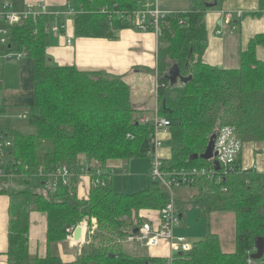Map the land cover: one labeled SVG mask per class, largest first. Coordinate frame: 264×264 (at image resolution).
Masks as SVG:
<instances>
[{
    "label": "trees",
    "instance_id": "obj_1",
    "mask_svg": "<svg viewBox=\"0 0 264 264\" xmlns=\"http://www.w3.org/2000/svg\"><path fill=\"white\" fill-rule=\"evenodd\" d=\"M210 4L208 0H191L187 11L171 12L160 22L157 114L172 122L165 143L172 152L171 159L165 161L170 172L210 167V161L191 158L205 153L218 128L235 129L243 144L236 171L221 183L197 178L190 185L195 190L190 206L199 209L203 217L232 213L236 249L224 252L220 237L209 233L189 252L176 253L173 264H255L251 255L256 252V239H264V172L244 169L243 155L250 145L255 156L264 157V62L257 56V48L264 46V34L250 40L237 69H218L205 63ZM70 8L75 12L78 37L109 40L117 39L122 30L134 29L132 20L140 11L135 0H73ZM263 14L264 0H259V11L252 15ZM48 26L49 17L42 16L9 28L7 55L25 53L34 61L35 100L23 110L27 113L24 121L36 129L31 134L22 132L20 122L4 118L6 110H0V131L13 142L6 172L16 175L0 179V195L21 199L9 208V264L163 263L159 257L127 254L123 244L143 225L147 214L159 213L167 206L170 193L165 186L149 179L147 190L125 195L115 192L112 179L100 176L106 186L92 185L82 197L78 177L70 186L59 182L54 187L50 180V174L63 165L78 175L82 155L103 168L109 161L145 158L154 149L156 133L154 123L140 121V113L131 103L130 87L121 76L49 65ZM174 64L182 76H192V80L171 88L164 76ZM91 174L93 181L98 179L95 170ZM3 182L8 187L4 188ZM176 201L178 210L185 212V206ZM34 211L48 218L49 250L44 258L29 253L30 214ZM83 224L88 231L79 257L66 262L53 254L54 247L70 239L68 229ZM260 262L264 264V257Z\"/></svg>",
    "mask_w": 264,
    "mask_h": 264
},
{
    "label": "crops",
    "instance_id": "obj_2",
    "mask_svg": "<svg viewBox=\"0 0 264 264\" xmlns=\"http://www.w3.org/2000/svg\"><path fill=\"white\" fill-rule=\"evenodd\" d=\"M135 1L140 11L161 9L167 12L181 13L187 11L191 5V0ZM208 2L211 4L216 2L217 5L210 8L207 12L208 49L204 54L203 60L205 63L218 69H237L240 67L241 52L248 47L250 40L257 34H264V14L261 17L252 15L259 11V0H208ZM6 4H10L12 11L15 12H26L40 4H45L48 10L52 12L66 11L71 6L70 0H0V12ZM238 12L243 13L242 18L238 17ZM229 13L232 14V17L229 16ZM245 14L252 15L253 17L247 19V17H244ZM70 18L73 17H49L50 27L65 25L64 31L59 35L49 34L50 46H55L54 54L57 58L58 66L76 67L80 71L90 73L106 72L111 75L121 76L130 87L131 103L134 109L139 111L140 117L149 120V114L153 112L157 116L159 37L153 31L143 33L135 29H127L120 31L115 40L81 38L76 35L74 21ZM0 29L9 30V26L0 20ZM69 41L71 42L69 43ZM8 44V41L5 45L0 43V110H6L7 115H4V118L7 117L13 121L20 122L24 120L18 119V116L24 113V110L22 111L23 107L32 105L35 100L34 61L27 56L20 61L15 57L8 56ZM257 56L258 59L264 62V46L257 48ZM18 127L21 130L23 125L19 124ZM158 136L167 143L170 139V131L164 132L161 130L158 132ZM158 156L163 161L170 160L172 156L171 148L167 145L164 146L158 150ZM96 164L99 169L100 165ZM125 165L126 162L124 161L114 160L109 161L105 168L102 166L101 168L104 172L111 174L113 180L116 169L120 167V170H125ZM80 166L82 169L79 172L81 175L80 180H78L79 194L87 196L92 186L90 172L92 169L96 170L97 168H94L92 164L87 166L82 165L81 162ZM243 167L244 169L255 168L261 173L264 172V157L262 155L255 156L254 146H246L243 155ZM15 182L11 181L10 184L16 188H22L17 186ZM16 199L21 200L20 198L12 199L7 194L0 195V264H9L7 255L9 208L11 203ZM181 213L183 221L175 228V231L178 230V232L181 231V226L186 221V211ZM141 217L143 216L141 215ZM203 218L207 219V216ZM224 218L220 219L221 227ZM94 221L93 224L95 226L96 221ZM30 223L29 253L32 257L44 258L47 256L49 250L47 245V215L43 212L34 211L30 214ZM82 226L83 232L80 241H75L74 237L70 236L68 241L60 243L53 248V254L59 255L66 262L75 261L81 254L86 242L88 226L85 224ZM208 228V234L215 233L220 237L223 249L222 229L217 230L210 224H208ZM142 246L140 252L145 248L146 250H150L148 251V255L141 256L157 257L155 256L157 255L155 254L156 250L160 249L159 256H161V247H165L166 245L163 243L160 247L153 249L146 245ZM235 247L234 236L232 237V244L230 243L229 249L226 252H234ZM166 248L168 250L167 257H169L171 252L168 247ZM91 264L96 263L92 262Z\"/></svg>",
    "mask_w": 264,
    "mask_h": 264
},
{
    "label": "built area",
    "instance_id": "obj_3",
    "mask_svg": "<svg viewBox=\"0 0 264 264\" xmlns=\"http://www.w3.org/2000/svg\"><path fill=\"white\" fill-rule=\"evenodd\" d=\"M12 6L10 4L4 5L2 11L0 12V20L4 21L9 28L15 25L22 24L24 21L29 19H37L42 16H54L59 17H68L75 14L74 10L69 8L66 11H49L45 4H40L35 8H31L26 12H15L12 11ZM167 12L161 9H155L151 11H138L135 13L132 23L134 29L139 32H149L153 31L157 37L162 34L160 22L168 14ZM179 14L180 12H176ZM229 16L232 17V14L229 13ZM238 17L242 18L243 13L238 12ZM185 20H181L180 24L184 25ZM65 29V25H55L54 27L47 28V32L50 34L59 35ZM9 33L6 29H0V43L5 45L7 43V38L9 39ZM71 41H69L70 43ZM15 57L18 61L26 57L25 53L15 54ZM0 83H1V71H0ZM26 116L20 114L19 119H25ZM142 123L151 122L147 118H140ZM155 137L152 140L153 151L148 155L153 157L151 163V173L149 175L150 179L154 183H160L165 186L170 193V201L166 207H164L158 213V216L155 220L144 222L143 225L138 228L139 232L135 234L132 232L131 235L126 239L127 243H140L146 245L147 247L153 249L160 247L165 243L166 247L169 248L171 254L169 258V264L174 263V255L178 252L187 253L191 250L192 247L188 245L187 239L184 237H178L177 239L174 236L175 228L178 227L183 221V215L178 210L176 204V198L173 193L175 187H180L183 185L190 186L192 185L197 178L205 177L209 180H214L218 183H221L222 179L226 176L234 173L237 168V161L241 152L243 151V144L239 140L236 131L233 127H220L216 130V141H215V151H219V155L215 157L210 162L212 165L210 167L204 168H192V169H181L179 171H167L165 169V161H163L158 156V150L165 146V141L158 136L159 131L168 132L172 126L170 119L166 117L156 116L155 119ZM13 145L11 137L4 132L0 131V179L6 177L14 178L16 175L14 172L10 171L7 173V166L10 162V158L7 156ZM214 161H217L219 164V169L216 168ZM91 171V170H90ZM96 174L98 179L92 180V174L90 172V177L92 180L93 186H106V181L100 179V176H105L107 179L111 180V174L104 172L102 168H97ZM80 178L81 175L74 174L70 169L63 165L56 169L53 173L50 174V180H53V186H57L60 182L64 186H70L73 178ZM80 180V179H79ZM95 222V221H94ZM83 227V226H82ZM75 227L68 229V233L71 237H74ZM177 240L178 246L177 250L174 248V241Z\"/></svg>",
    "mask_w": 264,
    "mask_h": 264
},
{
    "label": "rangeland",
    "instance_id": "obj_4",
    "mask_svg": "<svg viewBox=\"0 0 264 264\" xmlns=\"http://www.w3.org/2000/svg\"><path fill=\"white\" fill-rule=\"evenodd\" d=\"M70 3L72 6L73 0H70ZM68 9L69 7L67 8V10ZM244 17H247V19H249V18H252L253 16L249 14H245ZM70 19L73 20V18H70ZM263 24H264V19H263ZM10 32L11 31L9 29L8 30L9 35H10ZM7 41L10 43L11 38L9 39L7 38ZM56 47H59V46H56ZM54 49H55V46L53 45L48 47L47 49L48 61H49V65L58 66L59 64L56 61L57 58L54 54ZM23 112H24L23 115L26 116L27 113L25 111ZM149 116H150L149 120L152 123H154L156 119L154 112L150 113ZM20 124L23 125V128L21 129V131L27 134L36 132V129L33 126L29 125L27 121H24V120L20 121ZM7 157L10 158V160L12 159L10 156H7ZM152 160H153V157L148 155L145 158L134 159L130 161V163L126 162V165H125L126 172L124 169L120 170V167L117 168L113 176V188L115 192L119 194L132 195V194L147 190L150 186V180H149L150 178L148 175H150L151 173ZM80 162L82 163V165L87 166L89 164H92L94 168L98 167L95 162H92V163L89 162L84 155L81 156ZM2 186L4 188L8 187V183L3 182ZM173 193L176 199L186 208V215H185L186 221L183 224V226H181L182 229L180 232H178V230L175 231L174 233L175 238L177 239L178 237H184V238L186 237L185 239H187L188 245L192 247L195 243L206 238L209 232L208 224H210L211 226H214V228H216L217 230L222 229L221 236H222V240L224 241L223 250L226 252L229 249L230 243L232 244V237L235 236V217L234 215L232 213L214 212L213 214L210 215V217L207 216V219L206 218L204 219L203 216L200 215L201 212L199 209H196L190 206V202L192 201V198L195 193L194 189H192L190 186L183 185L180 187H175L173 189ZM82 197H85V196L82 195ZM15 201L18 202L19 199H16ZM146 214L147 213H145L144 216ZM157 216H158L157 212L156 213L152 212L149 215L147 214V217H146L147 219H145L144 222L153 221L155 220ZM222 218H224V221L221 227L220 219ZM212 232L214 231L212 230ZM177 246H178V242L177 240H175L174 241L175 250H177ZM141 247L143 246L140 243L130 244V243L124 242L123 251L127 254L135 255L136 257L141 256V255H146V254L148 255V251L150 249L146 250L145 248V249H142V251L140 252ZM161 248H162L161 250H162L163 256L162 255L159 256L160 249L156 250L155 254L157 255L155 256L157 257L159 256V258H162L163 263H159V264H169V258L167 257L168 250L166 246L161 247ZM260 261L261 260H258L257 263H261ZM94 263L98 264L97 262H94Z\"/></svg>",
    "mask_w": 264,
    "mask_h": 264
},
{
    "label": "water",
    "instance_id": "obj_5",
    "mask_svg": "<svg viewBox=\"0 0 264 264\" xmlns=\"http://www.w3.org/2000/svg\"><path fill=\"white\" fill-rule=\"evenodd\" d=\"M217 3L210 4L208 7L212 8L215 7ZM165 79L170 83L171 88H175L176 86L180 84H187L192 80V76L184 77L182 76L180 72V68L178 64H174L168 71V73L164 76ZM165 107V104H164ZM215 141H216V133L210 136L209 143L207 146V149L204 154L201 156H193L191 160H198L202 159L204 161H211L215 157L219 155V151H215ZM214 164L217 169H219V164L217 161H214ZM83 227L79 226L76 228L74 232V240L80 241L82 237ZM139 232V229H135L134 233L137 234ZM264 257V239L263 238H257L256 239V252L251 255V259L254 261L261 260Z\"/></svg>",
    "mask_w": 264,
    "mask_h": 264
}]
</instances>
